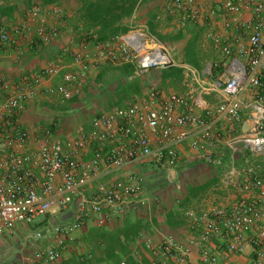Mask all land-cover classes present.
Listing matches in <instances>:
<instances>
[{
  "label": "built area",
  "instance_id": "obj_1",
  "mask_svg": "<svg viewBox=\"0 0 264 264\" xmlns=\"http://www.w3.org/2000/svg\"><path fill=\"white\" fill-rule=\"evenodd\" d=\"M163 1L165 15L180 27L215 15L223 19L222 32L210 29L206 33L213 49L230 58L225 79L219 82L227 98L214 110L201 113L187 95L165 94L153 85L127 107L95 116L89 131L69 139L59 137L51 126L40 125L32 133L19 125L16 115L26 103L41 95L57 103L71 101L87 87L92 70L105 62L133 64L140 74L176 65L165 44L146 27L106 42L66 48L71 51L74 68L65 73V65L54 62L41 73L22 76L19 83L0 75V240L14 234L19 223H36L60 211L64 219L73 212L66 222L38 231L36 241L44 246H36L16 264H59L85 228L112 221L132 199L137 200V209L145 205L143 177L138 173L103 183L88 197L84 191L99 178L128 165L149 161L173 169L179 162V146L185 142L209 161L221 145L234 143H241L250 158L241 166L232 162L221 182L201 198L199 208L184 210V217L199 235L184 243L173 234L158 240L140 234L152 264H194L191 249L195 247L199 264H233L235 255L251 258V264H264V0H221L220 12L204 10V3L214 0ZM246 11L250 12L247 19ZM48 12L50 21L35 31L46 45L53 43L66 25L60 5ZM163 19L159 14L158 20ZM0 40L16 42L6 30L0 32ZM74 43L73 38L71 46ZM24 53V48L18 49L19 57ZM57 77L61 78L53 81ZM45 79L52 83L44 86ZM249 88L257 95L250 105L248 129L239 133L242 96ZM220 119L229 124L226 135L217 130ZM89 153L90 158L85 157ZM232 186L239 197L216 205V193ZM91 259V253L81 257L82 262ZM138 263L145 264L141 257Z\"/></svg>",
  "mask_w": 264,
  "mask_h": 264
},
{
  "label": "crops",
  "instance_id": "obj_2",
  "mask_svg": "<svg viewBox=\"0 0 264 264\" xmlns=\"http://www.w3.org/2000/svg\"><path fill=\"white\" fill-rule=\"evenodd\" d=\"M158 1L159 0H148L143 2L131 19V24L134 26L130 31L134 29H141L143 27L149 29L147 19L150 11L156 10V13L163 14L165 16V21H163L161 27L164 29V32L169 29L168 32H170V34L177 33L179 30L183 31L184 33V39L180 42H177L178 45L181 46L182 58H174L176 67L181 68L182 70H173L171 71L172 73L164 75L161 70L150 69L145 73L140 74L138 73L137 67L129 63L114 66V69L111 68L113 70H110L109 73L115 70L117 74L113 75L112 78L107 76L105 79L99 82L97 81V73L103 68L105 70L107 67L110 68L111 65L103 64L99 68H96L95 70L93 69L91 74L94 73V76L90 75L89 78H93V83L95 84L94 95L95 98L100 100L101 103L99 108L102 111L99 114L107 112L115 107H127L136 99L144 97L148 89L153 85H155L165 94L179 93L187 95L192 101L196 103L197 110L201 113H204L206 110H214L220 103L226 100L227 95L224 90V85L219 84L221 80L225 79V73L219 78H215L212 71L213 66L217 67V64L225 63L227 67L230 58L217 53L213 49L212 43L206 39V33L210 29H214L216 32L223 31L222 17L220 15H215L210 17L207 21H203L198 24H191L187 27H180L172 20V18L169 20L170 17L165 15L163 5L161 6V3ZM56 5H60L64 9L66 15V25L62 29L60 36L53 43L48 45L39 43L38 40L40 39L38 38L35 31L40 24L50 21L48 11H50V9ZM35 7H41V10L36 11ZM212 8L216 9L217 12H220L222 8L221 0H214L212 4L204 3V10L209 11ZM82 17L83 15L80 12V4L77 0H0V32L2 30H6L10 37L16 41L15 43L7 44L0 40V75H4L11 83H19L22 76H31L41 73L45 67L54 62H62L65 65L62 73L73 69L74 67H72V57L66 53L65 49L69 47L67 41H69L70 44L73 38H76L80 33L83 32L84 23H82ZM244 17L246 19L249 18L250 12L246 11L244 13ZM174 24L178 26L177 29L173 27ZM194 36L198 37V49L201 53L205 55L208 46L212 53V58H210V60H206V62H203L204 67L202 70H197L190 64L183 63V59H185L184 53L186 51L188 42ZM76 40L79 41L80 39L77 37ZM19 48H24L25 50V53L22 57L18 56ZM60 78L61 77H57L53 81H58ZM90 79L89 84L91 83ZM107 82L111 84L110 92L112 94H116L120 91L122 92L121 96L116 98L117 101H120V105H116L108 110L99 98L101 89L103 88L104 83ZM51 83L52 81L45 79L44 86H47ZM89 84L88 87H86V90L89 88ZM170 85L172 88H170ZM256 95V91L252 88H249L242 96V120L237 125V131L239 133H243V129L248 124L250 105ZM4 96L8 97L9 95L4 92ZM47 103H50L52 107L58 105L54 99L44 95H41L26 103L22 111L16 115L19 125L32 133L36 131L40 124L43 126H51L55 129L56 134L63 139L72 138L83 130L89 131L91 129V123L94 117L88 124L82 126L80 129H77L76 121L74 119L77 114L73 113V110L70 111L67 106L65 108L61 107V110L56 108V111L52 112L51 114L47 113L48 117H42L46 120L44 122L35 120V117L39 118L36 116V114L43 115L46 113L43 111L42 104H44L45 107ZM228 126L229 124L225 119H220L217 123V130L223 135H226ZM149 133L152 134L151 131H149ZM35 145L36 144L33 143L31 146L34 147ZM226 147L232 149V157H234L233 162L237 166L245 164L247 159L250 158L246 154V150L241 143H234L232 146L225 144L221 145L213 155V160L209 161L204 156V154L192 149L190 143L185 142L179 146V162L177 166L173 169H167V172H169L172 180H177L180 178L183 165L190 163L197 165L204 164L212 168V164H218L222 162V159L225 156L223 149ZM237 153H241L242 156H240V158H236ZM90 156L91 153L85 157L90 158ZM133 166H136V164L128 165L118 173L108 174L99 178L93 183L91 188L86 189V192L90 191L89 194H91L93 191L90 189H92L94 186L97 188L102 182L107 183L111 182L116 177H125L128 175L127 172L129 169H131ZM199 180L200 179L197 180L196 178L195 182H193L189 188L191 186L199 185ZM208 189L199 193L195 197L190 198V200H186L183 207H178L177 202L175 201L158 203L154 199L144 198L142 196V199L146 200L147 203L138 208L139 215L134 212V210H137V208L134 207L137 200L132 199L128 201L124 207V211L118 213V216L123 217V215L125 216L132 214V216L138 215L135 218H140L141 227L143 230L139 232L138 237L133 243L132 247L137 253V258L141 257L145 264H147L146 261L148 264H152V255L150 251L145 248V243L140 237V234L142 233L157 240L161 239L167 234H173L177 237V239L184 243H187L190 237L199 235L200 231L198 229H194L191 226L192 223L184 217L183 212L188 208L198 209L200 206V200L208 191ZM228 190H233L236 193L235 187L233 186L219 190L215 196L216 205L224 203L228 198H236L235 195L226 197L224 193H226ZM188 193L189 189L186 194ZM181 200L184 199L181 198ZM203 207L206 208L208 205L204 204ZM112 221H114V219ZM119 222L124 223L123 219ZM92 226H95V224H91L89 227ZM9 236L10 235L0 240V248L2 246H6V240ZM217 243H219L218 240ZM36 246L41 247L44 246V244L43 242H39ZM75 246L76 248H74ZM87 253L88 250L85 247L82 248L77 243H74L65 253L64 258L59 264H69L74 263V261L75 263L77 262V264H80V257L85 256ZM18 255H20L21 259L19 261H21L26 255H29V253L22 249L21 253H18ZM191 259L194 264H199L200 254L198 248L195 247L191 249ZM232 261L233 264H251V258L242 255L233 256Z\"/></svg>",
  "mask_w": 264,
  "mask_h": 264
},
{
  "label": "trees",
  "instance_id": "obj_3",
  "mask_svg": "<svg viewBox=\"0 0 264 264\" xmlns=\"http://www.w3.org/2000/svg\"><path fill=\"white\" fill-rule=\"evenodd\" d=\"M80 4V12L83 15V32L79 34L78 39L82 43L91 42L92 44H98L101 42H106L109 39L116 38L121 35L128 34L134 25L131 24V19L135 15L137 9L143 4V2L148 0H77ZM161 6L164 7V1L159 0ZM156 10L149 12L147 24L149 26V31L152 35H155L163 43L175 44L184 39L183 31L179 30L177 33H165L162 29L163 20H158L159 13H156ZM170 17V16H168ZM135 20V19H134ZM171 20V17L169 18ZM134 24V23H133ZM76 37V38H77ZM74 38V40H76ZM39 43L43 42L38 40ZM78 41V40H77ZM198 37L194 36L188 42L186 51L184 53L185 59L183 63H188L197 70H202L204 67L203 62H206V55L201 53L198 49ZM70 57L71 51L66 52ZM105 65H111L109 67L103 68L97 73V81H102L109 75V71L114 69V66H117L111 62L103 63ZM102 64V65H103ZM113 66V67H112ZM113 68V69H111ZM116 68V67H115ZM161 72L166 75L172 73L173 70H182L178 67H170L166 69H160ZM226 71V65L217 64L213 66V74L215 78H219ZM109 82L104 83L99 98L106 106V109H110L116 105H120V101H117L116 98L121 96L122 92H117L112 94L110 92ZM123 87V86H122ZM121 87V88H122ZM91 88V87H89ZM89 90V89H88ZM81 96V95H80ZM80 96L74 97L73 101H78ZM71 100V101H72ZM122 102V101H121ZM100 115V114H98ZM225 156L222 159L221 163L212 164L213 174L211 179L205 183L199 184L197 186H191L189 188V193L184 196V200L176 199L178 207H183L186 200L195 197L201 192L206 191L211 186L219 184L221 182L222 176L225 172L229 171L234 160L232 157V149L226 147L223 149ZM236 158H240L241 153L236 154ZM141 164V171L138 174L143 177V185L151 186L152 181L146 176L148 172L145 168L146 165H152L157 168L163 169L162 167L157 166L153 162H143ZM164 170V169H163ZM162 180L159 179L157 183ZM180 200V202H178ZM74 209V205L70 210ZM134 212L138 213V209ZM54 216H57L59 220L55 223H64L66 220L63 219V215L60 212L49 214L47 216V221ZM139 215V214H138ZM138 215L128 214L121 216H116L114 221H109L103 226H92L85 228L80 234L77 244L81 245L83 243L84 247L88 250V253L93 255V259L82 262L80 257V264H139L137 253L133 250V243L136 241L138 234L143 228L141 227L140 218H135ZM123 219L124 223L119 221ZM46 221V223H47ZM112 222V223H111ZM46 223H37L38 227L44 226ZM85 254V255H87ZM148 264V262L146 261Z\"/></svg>",
  "mask_w": 264,
  "mask_h": 264
},
{
  "label": "rangeland",
  "instance_id": "obj_4",
  "mask_svg": "<svg viewBox=\"0 0 264 264\" xmlns=\"http://www.w3.org/2000/svg\"><path fill=\"white\" fill-rule=\"evenodd\" d=\"M173 27L175 29L178 28L176 24H174ZM168 30L169 29H167L165 33H170L168 32ZM67 43L71 48H78L82 44L80 40L79 41L75 40V43L72 46L71 44H69V41H67ZM164 44L175 59L182 58L181 46L178 45V43L177 44L164 43ZM205 55L207 58L206 60H210V58H212V53L209 46L207 48V51L205 52ZM172 67L175 68L176 65ZM116 74L117 72L114 70L109 73L108 77L112 78L113 75ZM91 75L94 76V73ZM90 80L91 83L90 84L88 83L89 87H91L88 88L90 91H88V89L86 90L85 88L84 93L82 92L83 94L80 96V99L78 101H68L65 103H58V105L54 107H52L50 103L49 104L47 103L45 107L44 104H42L43 111H45L46 113L43 115L36 114V116L39 118L35 117L34 119L44 122L46 120L42 117H48L47 113L51 114L52 112L56 111V108H58V110L59 109L61 110V107L65 108L67 106L70 111L73 110L72 112L77 114V116L74 117L76 121L77 129H80L82 126L88 124L93 117L97 116L102 111L99 108V105L101 104L100 100L96 99L94 95L95 84L93 83V78H91ZM170 88H172L171 85ZM145 168L148 169L147 170L148 172H146L147 173L146 176L150 179V181H152V185L150 187L144 185V189L141 196H143L144 198L154 199L158 203L160 202L163 203L166 201L172 202L178 198L179 199L184 198L185 194L189 189V186L193 182H195L196 178L197 180L200 179L199 182L200 184H202L208 181L209 179H211L213 174V169L204 164L197 165L190 163L183 165V170L181 172L179 179L172 180L169 172H167L168 171L167 169L163 168L164 169L163 170L152 165H146ZM140 171H141V164H136V166L131 167V169H129V171L126 172L130 174V173H138ZM159 179H167V180L166 181L162 180L161 182L157 183ZM101 184H103V182L100 183L99 185ZM93 188L95 189L96 186H94ZM93 188L90 190L94 191ZM89 192L88 191L86 192V190L84 191L87 197L90 195ZM224 195H226V197H230L232 195H235L236 197L238 196V194L235 193L233 190L226 191ZM46 219L47 217H42L39 220H37L36 223H32V224L19 223L17 227L14 229V234L10 235L6 240L7 241L6 246H2L0 248V264H15L17 261L21 259L18 253H21L22 249H24L25 252L27 251V253L29 254L33 253L37 245L36 236L38 231L46 232L59 220V218H57V216L54 215L48 221ZM41 222L46 224L44 226L38 227L36 224ZM81 245L84 247L83 243ZM74 248H76V246ZM69 264H77V262L75 263L74 261V263H69Z\"/></svg>",
  "mask_w": 264,
  "mask_h": 264
},
{
  "label": "water",
  "instance_id": "obj_5",
  "mask_svg": "<svg viewBox=\"0 0 264 264\" xmlns=\"http://www.w3.org/2000/svg\"><path fill=\"white\" fill-rule=\"evenodd\" d=\"M247 129H248V124L246 125V127L243 129V131H247ZM72 211H70L69 213H68V215L66 216V217H64V219H70L71 218V215H72Z\"/></svg>",
  "mask_w": 264,
  "mask_h": 264
}]
</instances>
